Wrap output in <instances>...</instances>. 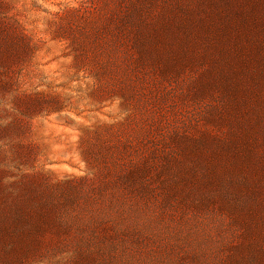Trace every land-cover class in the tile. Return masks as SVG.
<instances>
[{
  "label": "rangeland",
  "instance_id": "obj_1",
  "mask_svg": "<svg viewBox=\"0 0 264 264\" xmlns=\"http://www.w3.org/2000/svg\"><path fill=\"white\" fill-rule=\"evenodd\" d=\"M198 4L0 0V264H264V66Z\"/></svg>",
  "mask_w": 264,
  "mask_h": 264
},
{
  "label": "trees",
  "instance_id": "obj_2",
  "mask_svg": "<svg viewBox=\"0 0 264 264\" xmlns=\"http://www.w3.org/2000/svg\"><path fill=\"white\" fill-rule=\"evenodd\" d=\"M198 5L199 18L218 23L214 32L225 37L218 45L220 54L227 53L228 43L236 38L242 55L251 58L255 67L264 66V0H199ZM259 75L257 82L264 83V73Z\"/></svg>",
  "mask_w": 264,
  "mask_h": 264
}]
</instances>
